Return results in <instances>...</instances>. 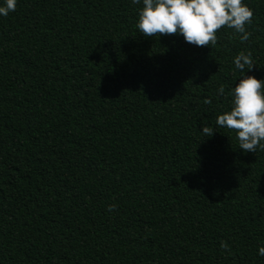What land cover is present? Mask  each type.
Wrapping results in <instances>:
<instances>
[{
  "label": "trees",
  "instance_id": "1",
  "mask_svg": "<svg viewBox=\"0 0 264 264\" xmlns=\"http://www.w3.org/2000/svg\"><path fill=\"white\" fill-rule=\"evenodd\" d=\"M243 2L249 39L210 47L143 36V0L0 15V264H264V150L216 125L264 79V0Z\"/></svg>",
  "mask_w": 264,
  "mask_h": 264
},
{
  "label": "clouds",
  "instance_id": "2",
  "mask_svg": "<svg viewBox=\"0 0 264 264\" xmlns=\"http://www.w3.org/2000/svg\"><path fill=\"white\" fill-rule=\"evenodd\" d=\"M141 0H132L139 4ZM17 0H5L0 6V15L7 16L16 10ZM254 12L243 0H143L139 11L137 28L145 37L160 35H182L184 40L197 47L215 46L218 42L217 32L227 27L240 34L241 42L249 39L251 33L247 25L252 23ZM235 67L242 72L253 69L252 53L241 51L234 58ZM225 95L224 86L218 89ZM232 107L218 115L216 125L235 131L239 148L245 152L255 153L264 150V79L245 75L232 90ZM211 104V99H205ZM202 132L206 137L214 134V129L204 125ZM109 206V211L115 210ZM222 250L231 252L229 245L221 241ZM264 256V247L258 249Z\"/></svg>",
  "mask_w": 264,
  "mask_h": 264
}]
</instances>
